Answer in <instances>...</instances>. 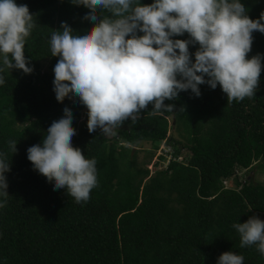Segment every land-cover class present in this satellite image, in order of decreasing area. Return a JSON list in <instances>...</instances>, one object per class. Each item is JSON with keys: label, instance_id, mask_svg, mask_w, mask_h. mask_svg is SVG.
<instances>
[{"label": "trees", "instance_id": "16d2710c", "mask_svg": "<svg viewBox=\"0 0 264 264\" xmlns=\"http://www.w3.org/2000/svg\"><path fill=\"white\" fill-rule=\"evenodd\" d=\"M242 3L253 20L264 12V0ZM17 4L34 15L25 46L34 70L5 69L0 87V151L11 161L5 174L9 196L0 209V264H216L227 251L243 255L244 264H264L255 247H240L232 227L251 216L264 220V186L251 176L243 182L236 176L237 170L264 174V67L251 98L229 103L219 86L204 84L199 97L189 90L166 100L175 107L163 115H152L149 104L107 138L100 129L89 133L78 97L58 102L53 91L58 58L51 56V32L62 22L74 32L89 30L95 22L85 17L87 9L70 0ZM188 38L185 33L173 39ZM197 48L190 45V53ZM257 54H264V34L254 32L248 58ZM63 105L72 109L73 146L97 161L98 186L84 203L65 189L53 190L27 159V149L41 143L50 123L63 115ZM170 129L180 130L186 144L169 135ZM9 141L17 143L15 154ZM143 143L151 149L140 166L132 150ZM162 143L171 152L159 155L156 166L166 158L168 164L150 174L143 166ZM183 149L191 156L178 162ZM227 180L233 187L224 186Z\"/></svg>", "mask_w": 264, "mask_h": 264}, {"label": "clouds", "instance_id": "9594fccd", "mask_svg": "<svg viewBox=\"0 0 264 264\" xmlns=\"http://www.w3.org/2000/svg\"><path fill=\"white\" fill-rule=\"evenodd\" d=\"M70 3L84 6L85 17L95 23L87 31L74 32L62 22L60 29L51 32V56L58 58L53 91L58 102L76 96L86 106L89 133L100 129L103 135H114L124 121L137 120L149 104L152 115L171 112L175 106L165 104L166 100L189 90L199 97L204 84L213 90L219 86L229 103L251 98L258 90L264 54L251 58L248 54L253 33L264 34V12L251 19L242 0ZM35 26L27 5L0 0V87L5 85V69L33 72L25 46ZM185 33L188 39H173ZM190 45H198L194 53ZM62 111L41 143L27 149V159L53 190L65 189L76 203H84L98 186L97 161L73 146L77 133L72 109L63 105ZM8 146L12 154L17 152L15 141ZM10 171L11 161L0 151V209L9 196L5 174ZM232 227L241 248L255 247L264 256V220L251 216ZM216 264H244V257L227 251Z\"/></svg>", "mask_w": 264, "mask_h": 264}, {"label": "rangeland", "instance_id": "374dc122", "mask_svg": "<svg viewBox=\"0 0 264 264\" xmlns=\"http://www.w3.org/2000/svg\"><path fill=\"white\" fill-rule=\"evenodd\" d=\"M47 66L48 64L47 63H44L43 66H42V70L43 71H46L47 70ZM82 115H83V118L82 120L87 116V108H85L83 111H82ZM171 122V120H170ZM171 126L172 123H171ZM181 131L180 130H176V129H170L169 131V135H171L175 140H178L179 142H182L183 144H186V141L182 140L180 138V133ZM107 138H111V135H105ZM134 151H133V154L134 153H137V164L141 166V164L146 161V158H147V150L151 149V146L150 144L148 143H143V144H140L138 147H135L133 148ZM169 151L170 150V147L168 145H166L165 143H162L160 146H159V149L156 151L155 155L153 156L152 160L146 164L145 166H143V168H146L150 171V174H153L154 172L158 171V170H164L168 164L167 160L169 158H166V161L165 162H161L159 166H156V164L158 163L157 162V158L159 157V155L161 154H165V151ZM171 152V150H170ZM180 161L178 162H183V160L188 157L191 156V153L187 150V149H183L181 150V155H180ZM182 158V159H181ZM182 160V161H181ZM236 176L238 177V179L243 182L244 180L253 177V180L257 183H260L264 186V174L260 171H248V170H237V174ZM224 186L227 187V188H231L233 187V183H231V181H226L224 183Z\"/></svg>", "mask_w": 264, "mask_h": 264}, {"label": "water", "instance_id": "95a60500", "mask_svg": "<svg viewBox=\"0 0 264 264\" xmlns=\"http://www.w3.org/2000/svg\"><path fill=\"white\" fill-rule=\"evenodd\" d=\"M134 149L132 150V153H133Z\"/></svg>", "mask_w": 264, "mask_h": 264}]
</instances>
